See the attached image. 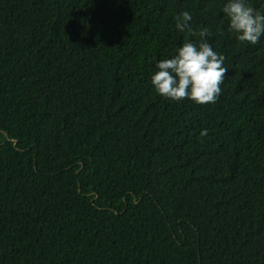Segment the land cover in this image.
<instances>
[{"label": "trees", "instance_id": "16d2710c", "mask_svg": "<svg viewBox=\"0 0 264 264\" xmlns=\"http://www.w3.org/2000/svg\"><path fill=\"white\" fill-rule=\"evenodd\" d=\"M221 5L0 0V264H264V37ZM185 10L225 56L214 103L150 83L199 41Z\"/></svg>", "mask_w": 264, "mask_h": 264}, {"label": "clouds", "instance_id": "9594fccd", "mask_svg": "<svg viewBox=\"0 0 264 264\" xmlns=\"http://www.w3.org/2000/svg\"><path fill=\"white\" fill-rule=\"evenodd\" d=\"M264 5V0H258ZM221 13L227 18V31L239 42L256 45L264 37V7H254L250 0H222ZM178 32L199 36L198 42L184 41L169 58L156 61L150 83L156 94L180 102L214 103L221 94V84L227 67L225 56L214 50L208 41L212 33L208 26L199 31L189 28L192 15L181 11L173 17ZM206 129L201 131L205 135Z\"/></svg>", "mask_w": 264, "mask_h": 264}]
</instances>
